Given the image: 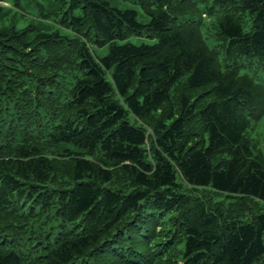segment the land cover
Here are the masks:
<instances>
[{
    "label": "trees",
    "instance_id": "obj_1",
    "mask_svg": "<svg viewBox=\"0 0 264 264\" xmlns=\"http://www.w3.org/2000/svg\"><path fill=\"white\" fill-rule=\"evenodd\" d=\"M136 2L0 0V264H264V0Z\"/></svg>",
    "mask_w": 264,
    "mask_h": 264
},
{
    "label": "rangeland",
    "instance_id": "obj_2",
    "mask_svg": "<svg viewBox=\"0 0 264 264\" xmlns=\"http://www.w3.org/2000/svg\"><path fill=\"white\" fill-rule=\"evenodd\" d=\"M114 5H117L121 8H133L136 9L138 11V19L144 23H147L150 20V16L144 11V9L141 7V5L139 3L136 2V0H110ZM200 10L199 12L196 14L197 17H200L201 13L205 10L204 4H200ZM204 22L205 25L203 26V33L207 39V42L210 46H215L217 41L215 40L214 37V29L209 28L208 25L206 24H210L212 22H214L216 20V16L214 14H210L209 16H204ZM249 19L247 20V22L245 23V29H249L251 24H252V20L250 18V16H248ZM156 41V38H152L150 36H145V35H136V34H131L129 35L127 38L123 39V40H117V42L119 44L121 43H125V42H132L135 44H141V43H154ZM92 49L95 52L96 55H105L108 53L109 49H110V43L109 44H105L104 46H98L96 43H92ZM223 57V55H221ZM258 72L262 75L264 72H262L261 70ZM260 75V76H261ZM263 77V76H261ZM260 126L258 127V133L260 134V137L262 139H264V120H262L260 122ZM263 206V203L261 201L258 200H250L249 204H246L244 202H242V208L244 209H248V208H253V210H255L257 212L258 208Z\"/></svg>",
    "mask_w": 264,
    "mask_h": 264
}]
</instances>
